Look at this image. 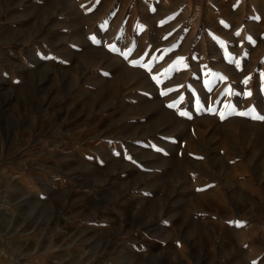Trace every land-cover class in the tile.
Here are the masks:
<instances>
[{"label": "rangeland", "instance_id": "1", "mask_svg": "<svg viewBox=\"0 0 264 264\" xmlns=\"http://www.w3.org/2000/svg\"><path fill=\"white\" fill-rule=\"evenodd\" d=\"M258 116L264 0H0V264H264Z\"/></svg>", "mask_w": 264, "mask_h": 264}, {"label": "crops", "instance_id": "2", "mask_svg": "<svg viewBox=\"0 0 264 264\" xmlns=\"http://www.w3.org/2000/svg\"><path fill=\"white\" fill-rule=\"evenodd\" d=\"M6 191H10V189L8 188ZM4 197L2 196V210H1L2 212L0 213V223L1 222H8L12 216L11 210H9L7 207L4 206V199L7 201L8 196L5 195ZM0 242H2V241H0Z\"/></svg>", "mask_w": 264, "mask_h": 264}, {"label": "snow or ice", "instance_id": "3", "mask_svg": "<svg viewBox=\"0 0 264 264\" xmlns=\"http://www.w3.org/2000/svg\"><path fill=\"white\" fill-rule=\"evenodd\" d=\"M237 35H239V33H237ZM244 83H247V80L244 81ZM250 94V93H249ZM171 106V105H170ZM183 115V113H181ZM243 114V113H242ZM257 119H264V116H258V117H255Z\"/></svg>", "mask_w": 264, "mask_h": 264}, {"label": "built area", "instance_id": "4", "mask_svg": "<svg viewBox=\"0 0 264 264\" xmlns=\"http://www.w3.org/2000/svg\"><path fill=\"white\" fill-rule=\"evenodd\" d=\"M1 207H2V202H1V190H0V211H1Z\"/></svg>", "mask_w": 264, "mask_h": 264}, {"label": "bare ground", "instance_id": "5", "mask_svg": "<svg viewBox=\"0 0 264 264\" xmlns=\"http://www.w3.org/2000/svg\"><path fill=\"white\" fill-rule=\"evenodd\" d=\"M5 195H6V193H5ZM5 195H4V196H5ZM1 210H2V208H1ZM1 212H2V211H0V213H1Z\"/></svg>", "mask_w": 264, "mask_h": 264}]
</instances>
